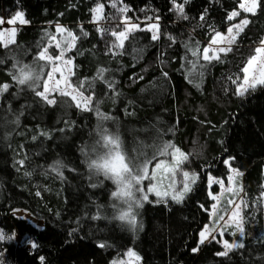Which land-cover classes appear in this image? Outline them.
<instances>
[{"label": "trees", "instance_id": "1", "mask_svg": "<svg viewBox=\"0 0 264 264\" xmlns=\"http://www.w3.org/2000/svg\"><path fill=\"white\" fill-rule=\"evenodd\" d=\"M98 2L105 19L94 22L92 9ZM240 3L175 0L183 4L188 17L183 19L173 0H118L116 8L112 0H0V19L22 11L29 21L18 23L13 43L0 41V86H9L0 93V234L5 237L0 264H108L130 247L139 252L142 264H264V85L240 96L232 83L238 76L243 82L242 69L264 40V0L254 13L229 21ZM123 6L129 10L118 13ZM124 18L140 22V29L158 18V39L147 30L135 31L122 54L116 50L114 55L110 31L98 28L114 29ZM242 18L249 23L232 50L219 60L204 61L203 49L215 32ZM57 24L77 37L69 51L74 63L70 81L93 82L91 93H85L93 96L88 110L77 108L70 97L55 94L57 103L50 105L35 94L43 89L50 66L35 90L12 78L14 65L46 63L36 56L51 34H58ZM197 49L203 68L190 73ZM100 69L105 70L103 80L97 78ZM105 80L114 82V88ZM102 127L119 133L129 156L143 151L152 157L156 145L171 140L186 153L183 168L198 174L192 190L179 203L146 201L139 209L138 229L126 230L113 219L114 185L85 164V152ZM227 159L242 171L239 182L247 206L244 235L235 227L226 230L243 247L222 256L216 241L199 244V233L210 220L213 203L208 177L226 178ZM15 208L42 219L44 227L13 214Z\"/></svg>", "mask_w": 264, "mask_h": 264}, {"label": "snow or ice", "instance_id": "2", "mask_svg": "<svg viewBox=\"0 0 264 264\" xmlns=\"http://www.w3.org/2000/svg\"><path fill=\"white\" fill-rule=\"evenodd\" d=\"M118 0H112V7H117ZM173 3L175 5L174 10L178 12L181 18L188 19V17L184 14V8L183 4H175V0H173ZM185 3H187V0H185ZM104 5L102 3H97L96 7L92 9L93 12V21L97 22L99 20L105 19V17L102 15ZM240 7L245 12H255V9L257 7V0H245L244 3L240 4ZM129 9L127 6H123L117 9L118 13L123 14L126 13ZM240 13L233 11L228 15V20H233L236 16H238ZM113 20L117 19V17H112ZM147 20H152L153 17H146ZM158 19V18H156ZM203 19V17H202ZM17 22L21 24H27L29 21H27L24 18V13L22 11H17L14 16L7 21L10 25H15ZM4 21L0 19V24H3ZM249 21L247 19L242 20L239 24H235L230 26L228 31V36H223L220 32H215L214 38L211 41V44L215 45L218 42H226L228 47H220L218 50L213 49L211 47H206L203 49V55L202 59L206 62H211L213 60H219L220 56L219 53H227L232 50L231 45L235 42L236 36L239 34L240 31H243V28L247 26ZM158 29L159 25L157 23H151L147 26L146 29H140L139 24L136 23H130V20L128 18H124L117 23L116 27L114 29L108 30V29H100L98 28V31L101 32H109L111 37L114 39L111 41V45L109 48V51H112V53L115 55L117 54L116 50H119L122 54V51L125 47V41L129 39V37L135 32L139 30H147L149 32H152V39L157 40L158 39ZM16 28H12L8 30L7 32L0 31V40H3L5 43V46H7L8 43L14 42L11 37L15 35ZM56 33H66V36H63L62 41H57L56 35L51 34V38L49 43L52 41H55V47L59 49V55L53 56L49 54V48L44 47L42 50L38 52V55L36 56V61H45V64H40L39 66L36 65H27V64H17L14 65L16 71L13 74V79L19 84V85H25L26 81H34L32 84L29 85V87H32L33 90L41 86V80L45 75L44 69L48 66H51V71L47 72V79L43 80V91H36L35 94L39 97H41L46 103L50 105H54L57 103V99L55 97H51V94L53 92H58L59 96L61 97H70L72 101L76 102L77 108H82L84 110H88L89 106L92 104L93 96L91 94L85 95V93H91L93 88V82L91 81H79L75 85L70 81V75L72 74L70 72V66L72 65L71 59H64V54L66 51L71 49L75 45V41L77 37L73 35L71 31L66 30L63 26L57 24L56 25ZM133 51H139L137 49H133ZM256 55H253L248 61L247 66L242 69L244 76H243V82L240 81V77L238 76L236 79L232 80L233 84H236V94L243 96L246 92L249 91V89H255L257 84L264 85V41L261 42V46L257 47L255 49ZM211 53V54H210ZM193 55L197 56V61H192V68L190 69L191 72H195L197 67L199 66L201 69L203 68V65H198V61L200 59L199 56V50H193ZM60 61L61 64L64 67L69 68V75H65L63 71H61L60 65H57L55 62ZM256 65L255 71L258 75H254L249 78V70L253 65ZM37 69L38 71H34ZM60 72L61 78L60 80L55 79V73ZM104 69H100L97 72V78L103 80L104 79ZM202 75V72L200 73ZM165 77H167V73H163ZM142 78V77H141ZM231 79V77H230ZM49 81H53L51 86L49 85ZM61 83L63 86H61ZM105 83L108 84L109 88H114V82H109L105 80ZM8 85L4 84L3 86H0V93L3 91H6L8 89ZM51 97V98H50ZM98 115H101L99 113V108L95 109ZM104 119H107V117H103ZM99 133L100 140H97V144H101V147L106 149L105 155L100 159V162L93 161V165L99 169L102 170L105 174V176L112 177L117 185H122V187H119L117 191L111 192L112 196H127L131 197L132 193L130 189L133 187V183L135 184V190L137 193H139L138 198L136 199V204L139 208L143 207V203L148 200V194L149 193H155L157 197H163V196H169L171 195V198L176 201L177 203L181 202L184 198V196L192 190V185L196 183L197 176L195 173H192L191 175L189 172L185 171L183 172L184 182L183 186L180 190H175L174 185L170 186L172 188L171 192H161L158 190L157 184L153 183V181H157V170L163 168H166L169 173H171L173 176L175 175L176 168L179 167L181 163H183L184 160L187 159V156H185L179 148H176L173 144L170 142H164L161 145H156L153 151L152 157H148L146 153L143 151H140V153L136 156H129V154L124 150V148H121V138L118 136L116 138H113L112 136L107 134L106 129H100ZM169 149H173V151H169ZM171 156L174 164L169 166L166 164L165 161L161 160L160 162L155 164V168L152 170V172H149V165L151 164L152 160L156 158V156ZM127 157V158H126ZM179 157V158H177ZM20 164H23L24 161L21 160L19 162ZM224 163L227 165L229 164V161H224ZM232 173L235 175H240L238 170L236 169H230ZM149 181V186L147 187V191H145L144 188V181ZM209 186H211L212 183L220 184L221 187H223V181L219 179H215L212 176L208 177ZM233 183L232 177H230V184ZM95 186V185H93ZM228 191H233L232 187H229ZM239 191H242V189H237L236 194L239 193ZM209 195H212L209 193ZM213 200H216V196H212ZM229 204H234V207L230 210V214L228 215V219L225 220L224 216H220L219 220L224 221L223 225L221 226L220 235L223 236L224 231L223 229H226L230 226H235L236 231L240 233L241 236L244 235V217L241 214V205L246 207L245 201L242 199L236 203L232 200L228 201ZM213 209H215V205H213ZM129 215V213H124L120 219H124ZM131 222L133 224L136 223V217L132 216ZM215 228H208L205 227L203 231L200 232L201 237V243H204V241L208 238L209 235H211L212 232H215ZM236 233L233 232L232 235H235ZM5 237L3 234H0V240H3ZM214 238V237H213ZM224 245V251L218 253V255L225 256L228 254L229 251H231L233 248L236 247H243L242 243H232L229 244L227 240L223 241ZM35 244H32V247H35ZM104 244H101L100 247H104ZM195 251V249H194ZM130 258H135V260H139L140 257L129 249L126 254ZM43 260V258H41Z\"/></svg>", "mask_w": 264, "mask_h": 264}, {"label": "rangeland", "instance_id": "3", "mask_svg": "<svg viewBox=\"0 0 264 264\" xmlns=\"http://www.w3.org/2000/svg\"><path fill=\"white\" fill-rule=\"evenodd\" d=\"M245 0H241V3H244ZM240 3V4H241ZM258 3H259V0H257V6H258ZM257 9V7H256ZM255 9V10H256ZM236 12H239L240 14L241 13H250V12H245L240 6H239V10H236ZM232 13V12H231ZM239 14V15H240ZM102 15H103V10H102ZM238 15V16H239ZM238 16H236L235 18H237ZM13 17V16H12ZM12 17H9V18H6V17H3L1 18L4 23L1 24L2 27L0 29V31H4V32H7L8 30L12 29L13 27L16 28L17 30V25L19 22H17L15 25H10L7 23V21L9 19H11ZM25 18V17H24ZM234 18V19H235ZM244 19H247V18H242L241 20H238L236 21L235 23H233L232 25H235V24H239L242 20ZM248 20V19H247ZM100 21V20H99ZM98 21V22H99ZM130 23H136V24H139V27L141 28L142 25L140 22H137V21H130ZM151 23H157L159 25V22L158 20H154V21H150L149 23H147L145 26H143V28H147V26ZM60 25V24H59ZM231 25V26H232ZM62 26V25H61ZM64 27V26H63ZM230 27V26H229ZM228 27V28H229ZM66 30L70 31L69 29H67V27H64ZM227 28V29H228ZM227 29L225 30H221V31H218L220 32L223 36L227 37L228 36V31ZM240 33V32H239ZM74 35V34H73ZM158 35H159V29H158ZM63 36H66V33H58L56 35V38H57V41H62V38ZM238 36V35H237ZM236 36V38H237ZM15 37H16V32H15V35L13 37H11V39L13 41H15ZM4 45V41L3 40H0ZM212 41V40H211ZM211 41L210 43L208 44L207 47H211L213 49H216L218 50L220 47H228L227 43L226 42H218L217 44L213 45L211 44ZM264 41V40H263ZM13 43V42H12ZM11 43H8L7 45H9ZM261 46V45H260ZM259 46V47H260ZM46 47L50 48V47H54L55 49H57L55 47V41H52L51 43H49ZM73 48V47H72ZM71 48V49H72ZM69 49L68 51L65 52L64 54V59H71L72 60V65L70 66V72L73 74V68H74V63H73V59L72 57L70 56L69 54V51L71 50ZM58 53L57 55H59V49H57ZM49 54H51L50 50H49ZM211 54V53H210ZM221 53H219V56H220ZM52 55V54H51ZM256 55V54H255ZM56 56V55H55ZM57 65H60L61 67V71L64 72L65 75H69V68L67 67H64L60 61H56L55 62ZM247 66V65H246ZM255 68H256V65L254 64L250 70H249V78L251 79L252 76L254 75H258L255 71ZM49 71H51V66H50V69ZM72 74L70 75V78L72 76ZM61 78V74L60 72H57L55 73V79L56 80H60ZM47 79V76L46 78ZM53 83V81H49V85L51 86V84ZM258 85V84H257ZM61 86H63V84L61 83ZM43 91V89L41 90ZM55 94H59L58 92H53L51 94V97H54ZM50 97V98H51ZM76 103V102H75ZM90 107V106H89ZM167 142H170L171 144H173L176 148H179L178 146H176L171 140L167 141ZM180 149V148H179ZM169 151H173V149H169ZM180 151L186 156V153L180 149ZM179 158V157H177ZM161 160L165 161L167 165L171 166L174 164V161L172 159V157L169 155V156H159L157 159H153L151 164L149 165V172L151 173L152 170L155 168V164L160 162ZM227 161H229V164L228 167H229V174L226 178H216L214 177L215 179H219L221 181H223V187H221L220 184H217V183H212L211 186H209V181H208V187H209V193H211L212 195H210L211 199H212V196H216V200H213V203H212V206H211V210L209 211L210 213V220L209 222L202 228L201 231H203L205 229V227H208V228H215L216 231L215 232H212L211 235L208 236V238L204 241V243H208V242H211V241H216L217 243H219V245L221 246V250L220 252H223L225 249H224V245H223V241L224 240H227L229 242V244H232V243H240L239 241L237 240H233V239H229L227 236H226V230L229 229L226 228V229H223L224 231V234L223 236L220 235V231H221V226L223 225L224 221H221L219 220V217L216 216V213L218 212V210L222 207L223 204H225V208L224 210L222 211L221 215L220 216H224L225 220L228 219V215L230 214V210L234 207V204H229L228 201L229 200H232L236 203H238L241 199H242V191H239L238 194H236V190L237 189H241V186H240V182H239V176L240 175H235L234 173H232L230 171V169H236L238 170V172L240 174H242V171L239 170L238 168H235L231 165L230 163V159H227ZM183 163H181L179 165L178 168H176V171H175V175L173 176L171 173H169L167 171L166 168H161L159 170H157V181H153V183H156L157 184V187H158V190H160L161 192H171L172 191V188L170 186L174 185V188L175 190H180L183 186V182H184V177H183V172L187 171L189 172V174L191 175L192 173H195L196 176L198 177V174L197 172L195 171H192V170H188L186 168H183ZM230 177H232V180H233V183L230 184ZM194 185V184H193ZM193 185L191 186L193 188ZM149 186V181L145 180L144 181V188H145V191H147V187ZM213 186H216L218 191L217 192H214L213 191ZM229 187H232L233 188V191H228ZM189 193V192H188ZM187 193V194H188ZM186 194V195H187ZM139 195V193H138ZM185 195V196H186ZM184 196V198H185ZM167 198H171V195L169 196H163V197H157L155 195V193H149L148 194V200L147 201H151V200H162V199H167ZM183 198V199H184ZM173 200V199H172ZM146 202V201H145ZM144 202V203H145ZM144 203H143V206H144ZM213 205H215V209H213ZM13 214L19 216V217H23V218H26L28 221H30L31 223H33L35 226L39 227V228H42L44 227V221L40 218H37L35 217L33 214H31L28 210L24 209V208H15L13 211H12ZM241 214L243 216V205H241ZM230 227H235L234 225L233 226H230ZM200 231V232H201ZM214 237V238H213ZM16 239L19 243H24L23 242V237L20 236V235H17L16 236ZM201 237H200V233H199V244H202L201 242ZM131 249L132 251H134L135 253H137V255L140 257V259L137 261L135 260V258H130L128 257L126 254V252ZM235 249V248H233ZM232 249V250H233ZM195 251H198V248L195 249ZM219 252V253H220ZM108 264H142V258H141V255L139 254V252L134 248V247H130L128 248L123 254H120L114 258H112L110 260V262Z\"/></svg>", "mask_w": 264, "mask_h": 264}, {"label": "clouds", "instance_id": "4", "mask_svg": "<svg viewBox=\"0 0 264 264\" xmlns=\"http://www.w3.org/2000/svg\"><path fill=\"white\" fill-rule=\"evenodd\" d=\"M34 71H38L34 67ZM34 81H26V84L30 85ZM103 129V127H102ZM107 134L112 136L113 138L120 137L118 132L115 131H107ZM100 133L98 134L97 140H100ZM97 140L90 146V148L85 152V164L86 167L89 169L90 172H92L94 175H101L106 180H109L114 185V191H117L119 187H122V185H117L115 180L110 176H105L104 172L102 170L97 169L93 165V161L100 162V159L105 155L106 149L101 147V144H97ZM121 148L123 149L122 141H121ZM127 158V157H126ZM133 183V187L130 189L132 195L131 197L127 196H112L110 194V201H112V211H113V219L120 223L126 230L130 232H134L138 229V215H139V207L136 204V199L138 198V193L135 190V184ZM129 213V215L124 218L120 219V217L124 213ZM132 216L136 217V223L133 224L131 222Z\"/></svg>", "mask_w": 264, "mask_h": 264}]
</instances>
